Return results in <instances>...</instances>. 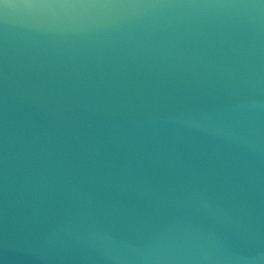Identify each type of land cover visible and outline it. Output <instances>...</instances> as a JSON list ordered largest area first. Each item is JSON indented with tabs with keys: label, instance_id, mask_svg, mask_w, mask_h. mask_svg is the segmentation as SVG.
Returning a JSON list of instances; mask_svg holds the SVG:
<instances>
[{
	"label": "clouds",
	"instance_id": "obj_1",
	"mask_svg": "<svg viewBox=\"0 0 264 264\" xmlns=\"http://www.w3.org/2000/svg\"><path fill=\"white\" fill-rule=\"evenodd\" d=\"M0 264H264V0H0Z\"/></svg>",
	"mask_w": 264,
	"mask_h": 264
}]
</instances>
